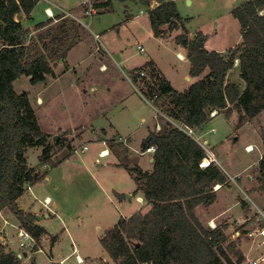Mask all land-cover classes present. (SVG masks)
Returning <instances> with one entry per match:
<instances>
[{
    "label": "rangeland",
    "instance_id": "1",
    "mask_svg": "<svg viewBox=\"0 0 264 264\" xmlns=\"http://www.w3.org/2000/svg\"><path fill=\"white\" fill-rule=\"evenodd\" d=\"M82 1L38 0L32 10V20L25 24L28 27L31 23L47 21L45 7H49L55 14L72 11L84 23L80 24L83 37L91 34L92 41L89 43L92 47L89 45L87 49L93 50L98 45L101 51L95 50L90 61L95 57L96 62L91 65L90 71H84L83 78L76 73L83 71L88 66V61L78 64L75 67L77 72L70 70L56 79L55 76L46 74L44 79L32 82L29 76L21 75L13 81V88L17 93L27 92L41 130L50 134L51 139L58 135L60 141L59 144H54L45 177L32 184V190H26L18 199V204L24 211L30 212L33 209L40 214L44 212L43 215L47 212L49 214L48 218L42 219L47 234L43 235L39 249L33 252L32 248L20 247L15 235L17 229L14 226L18 225L16 220L6 210L0 215V225L7 233L2 244L6 249L22 254L19 257L20 264H113L101 245V237L119 218L128 217L138 209L147 211L149 208L144 199L138 202L136 183L129 170L121 164L133 166L136 164L134 161L138 160L141 167L149 165V154L139 156L137 153L141 151L140 144L133 141L141 131L138 124L144 117V121L151 127L156 122L161 124L163 121L178 125L151 100L156 110L143 100L138 83L130 84L129 71L153 56L161 73L178 90H185V86L189 84L186 77H191L188 60L179 59L176 55L178 50H182V46L174 39L182 32L180 28L169 31L167 25H164V35L155 37L150 27L148 7L143 4L130 0H111L110 9H100L98 13L88 15L83 11H86L87 4ZM91 1L93 4L94 0ZM174 1L189 30V37H193L198 31L207 35L206 49L225 53L240 42V25L231 11L247 0ZM93 33L100 34L101 40L103 33H106L108 42L123 50L127 63L120 61L115 55L119 62L117 65L107 57ZM138 45L144 47L143 52L138 50ZM82 47L71 51L69 63L73 64L85 57L86 49ZM101 62L106 65L105 72L99 71L98 65ZM59 63H63L62 60L54 64L58 71L66 62L61 66ZM206 72L207 70L202 75ZM228 79L231 82L240 80L237 67L228 73ZM90 81L97 84L95 94L88 91ZM37 97L41 99L40 104ZM124 105L136 108L135 114L130 115V118H124L129 109ZM113 107L114 110L119 109V118L127 120L131 129H139L125 147L130 152L129 155L125 151V155L118 152V157L115 154L99 157V150L104 147L109 149V143H102L90 131L101 125L103 117L99 111L106 113L108 120H113L114 115L110 112ZM95 130L100 131V127ZM192 130V135L204 146L206 154L207 151L214 154L217 164L228 176L225 185L215 188L216 184L213 187L216 193L214 202L198 205L195 213L205 227L226 225V244L233 241L236 245V249L229 251V256L237 261L241 255L242 260L237 264H248L249 260L264 252V243L261 242L263 237L257 231L264 223L254 215L256 205L264 207V193L256 189L258 162L264 150V109L255 118L240 125L236 112L228 116L221 111L211 116L201 129ZM83 146L86 148L82 149ZM135 148H138L137 153L132 151ZM41 149V146L27 148L25 159L29 166L41 168ZM116 158L122 166L110 164ZM129 194L132 196L127 198ZM45 195L50 196L53 201L48 210L38 202ZM4 219L11 225H5Z\"/></svg>",
    "mask_w": 264,
    "mask_h": 264
},
{
    "label": "trees",
    "instance_id": "2",
    "mask_svg": "<svg viewBox=\"0 0 264 264\" xmlns=\"http://www.w3.org/2000/svg\"><path fill=\"white\" fill-rule=\"evenodd\" d=\"M37 1L0 0V212L8 211L34 237L33 252L47 231L37 223L36 214L20 208L18 199L47 171L29 166L25 151L41 146L42 165L48 163L54 144L60 141L41 130L27 92L17 93L13 81L21 75L32 82L46 74L55 76L54 64L65 62L70 48L84 38L80 23L64 15L56 22L35 24L32 34L22 21ZM130 1L148 7L154 36L165 33L164 25L169 31L182 30L174 39L186 50L190 76L207 72L180 91L152 61L130 71L141 94L178 125L163 121L159 130H150L142 140V151L155 147L152 169L121 163L136 183L135 193H141L149 208L119 218L105 231L101 245L113 264H237L242 257L233 261L229 256L236 245L233 241L226 244V225L205 227L195 213L198 205L214 202L213 187L225 185L228 176L215 161L200 166L206 151L184 126L201 129L213 112L221 111L228 116L236 112L240 125L264 109V0H247L232 9L241 40L225 53L206 49L207 35L201 31L189 37L174 0H155L158 5L150 9L151 0ZM110 2L94 0L93 6L108 10ZM235 67L242 85L228 79ZM140 70L146 74L139 76ZM258 167L256 189L264 193V150ZM0 264H20L17 253L1 242Z\"/></svg>",
    "mask_w": 264,
    "mask_h": 264
},
{
    "label": "crops",
    "instance_id": "3",
    "mask_svg": "<svg viewBox=\"0 0 264 264\" xmlns=\"http://www.w3.org/2000/svg\"><path fill=\"white\" fill-rule=\"evenodd\" d=\"M164 1H166V0H164ZM134 2V1H133ZM135 3H139V2H136L135 1ZM139 4H141V3H139ZM158 5V2L157 1H155V0H151V4H150V7H149V9L150 8H154L155 6H157ZM83 9H84V7H83ZM45 11H46V13H47V16H48V19H47V21H40V22H48V21H53V22H56L57 21V17L59 16V15H64V16H68V17H71V18H73L74 20H76L77 22H79L81 25H83L84 23H82L81 22V20H80V17H79V15H77V14H75L74 12H72V11H61L59 14H55L49 7H45ZM84 11V14H85V9L83 10ZM96 13H98V10L96 9L94 12H93V14H96ZM93 14H91V15H93ZM135 16H137V15H134V17ZM32 20V12H31V14H30V16L29 17H26V18H24L23 19V21H22V23H23V25L25 26V24H26V22H30ZM40 22H36V23H31L30 25H28V29L31 31V33L33 34L35 31H34V26H35V24H37V23H40ZM52 22V23H53ZM86 28H88L86 25H84ZM26 27V26H25ZM153 34V33H152ZM163 35H164V33H162ZM161 34V35H162ZM96 35H97V37H96ZM100 34H97V33H93V37H94V39L96 40H98V43L99 44H101V47H102V50L105 52V54H106V56L107 57H109L113 62H115L117 65L119 64V62H117V58L115 57V55L120 59V61H122V62H124V63H127V58H125L124 57V52H123V50H121L120 48H116L115 46L113 47V45L111 44V43H109L108 42V40H107V37L105 36L106 35V33H103V35H104V37H103V40H101V35L99 36ZM90 36H91V34L90 35H88L87 37H84L82 40H80L79 42H77L74 46H72L71 48H70V50L68 51V53H67V56H66V58H65V62H66V64L64 65L65 66V68H64V66L62 65L63 63H59L60 65L59 66H61V69L58 71V70H56L57 68H54V72L56 73L55 74V79L57 78V77H60L61 75H63L64 73H66L67 71H70V70H73V71H75V72H77L76 70H75V67L78 65V64H80V63H83V62H85V61H88L89 63H87L88 64V66L87 67H85V69L83 70V71H81L80 73L79 72H77L76 73V75H78L80 78H83V76H84V74H85V70H88V71H90V67H91V65H93V63H95L96 62V59H95V57H94V59L92 60V61H90L91 60V58L93 57V54L95 53V50H97V51H99L100 49H99V47H98V45L97 46H95V49H93V50H88L89 49V45L92 47V44H90L89 42H91L92 40H90ZM155 37H158V36H155ZM95 44V43H94ZM107 45H109V46H107ZM83 46V47H82ZM79 47H82V48H85L86 49V52H85V57H83V58H81L80 60H78V62H74L73 64H71V62L69 63V59H70V53H71V51H73L74 49H76V48H79ZM88 48V49H87ZM182 50H178L177 52H176V55H177V57L179 58V59H183V60H187L186 59V50H185V48L184 47H182L181 48ZM101 51V50H100ZM116 53V54H115ZM105 56V55H104ZM103 56V57H104ZM148 61H152L154 64H155V66L160 70V68H159V66H158V64H157V62H156V60L153 58V56H149V59L148 60H146V61H144L143 63H142V65L144 64V63H146V62H148ZM98 67H99V71L101 72H105L106 70H107V68H106V65L104 64V62H101L99 65H98ZM120 67V66H119ZM59 68V67H58ZM129 68V67H128ZM63 70V71H62ZM132 70V69H131ZM130 70V71H131ZM60 71H62L61 73H60V75H59V72ZM129 71V72H130ZM130 77V78H129ZM199 77V78H198ZM198 77H186V80L189 82V84L188 85H186L185 86V88L187 89L190 85H191V83L194 81H197L198 79H200V78H202L203 77V75L202 76H198ZM198 78V79H197ZM128 79H129V81H130V84H133L132 82V79H131V76H128ZM169 82H170V84L175 88V89H177L172 83H171V81L169 80ZM89 83V86H91L90 88H89V92L90 93H92V94H95V92L97 91V84L96 83H94V82H92V81H90V82H88ZM237 83H239V84H241L242 82H241V80H239ZM242 85V84H241ZM184 88V89H185ZM178 90V89H177ZM84 91V93L86 92L85 91V89L83 90ZM140 95H141V97L143 98V100L145 101V102H147L148 104H150L151 106H153L152 105V103L151 102H149L141 93H139ZM37 102L40 104L41 103V99H40V97H37ZM125 107H128L129 108V105H124ZM154 107V106H153ZM154 109H155V107H154ZM156 110V109H155ZM118 111H119V109H116V110H114V107L112 108V110H110V112L114 115V117H113V120H108V118L106 117V113L104 114L102 111H99V113L102 115V117H103V119H101V121L102 122H100L101 123V125L99 126L100 127V131H97V130H95V129H98L99 127H97V128H93V130L91 129V133L90 134H92L93 136H95L99 141H101L102 143H105L106 141L110 144V143H112V147L111 146H109V149H108V147H104V148H101L100 150H99V152L101 151V150H104L105 151V155L104 156H99V152H98V156L99 157H105V156H109V155H114L115 157H118L117 155H119V153L118 152H123V155H125V147H127V143H130V141H131V139H133V137H135L136 136V134H137V132H135V131H137L138 129H139V127H137L136 129H131V126H130V124L128 123V121L127 120H125L124 118H130V115H134L135 114V112H136V108L135 107H132V108H129L128 110H127V112L124 114V115H126V117H124L123 119H120L119 117L121 116L120 114H118ZM95 113V112H94ZM92 114L93 116L95 115V114ZM234 113V112H233ZM155 117H157L156 115H155ZM142 122H140L139 124H138V126L140 125V128H141V131L138 133V137H136L133 141H138V143L139 144H141V142H142V140L147 136V134H148V132L150 131V130H153V131H157V130H159L160 129V122H156V124H155V126L154 127H151L150 125H148L147 124V122H145L144 120V117H142ZM145 122V123H144ZM157 126H159V128H157ZM66 130H69V129H66ZM50 135V134H49ZM119 138H121V140H119ZM138 139V140H137ZM132 141V142H133ZM140 148V147H139ZM118 150H122V151H118ZM133 152H135V153H137V151H138V148H135V150H132ZM127 152V151H126ZM210 152V151H209ZM211 153V152H210ZM127 154L129 155L130 154V152H127ZM137 154H139V156H141V155H143V154H149V159H148V162H149V165H148V167L147 166H145V167H141L139 164H138V160L137 161H134V159H133V161L134 162H136V165H138L142 170H150V169H152V163H153V158H152V155H153V153L151 152V151H148V152H146L145 150L144 151H140L139 153H137ZM213 156L215 157V155L213 154ZM133 157L134 158H136L137 156H135V155H133ZM118 158H116L115 159V161L114 160H112L111 162H110V164H112V165H116V166H119L120 164H119V162H118V160H117ZM137 159V158H136ZM215 162L216 163H218V161H217V158L215 157ZM120 166H122V165H120ZM220 166V165H219ZM221 167V166H220ZM230 177V176H229ZM133 178V177H132ZM47 180H48V177L46 178ZM41 181V180H40ZM39 182V181H38ZM135 183V182H134ZM134 187H135V185H134ZM32 190V186L30 185V190H27V191H31ZM253 193V192H252ZM129 196H132V194H129ZM129 196H127V198H129ZM44 197H48L49 199H50V203L48 204V209H51L50 208V204H52V199L50 198V196H48V195H45ZM136 198H137V200H138V202H142V200H143V198L141 197V195L139 194V193H137V196H136ZM37 198H35V200H36ZM257 206V205H256ZM259 207V206H258ZM46 209H47V207H46ZM47 209V210H48ZM40 211V210H39ZM2 212H5L4 210L3 211H1L0 212V215H2L1 213ZM30 212H32V213H34V214H36L37 216H39V217H41V219H37V223L39 224V225H41V226H43L44 228H45V225H43L42 224V219L43 218H48L49 217V214H48V212H47V214H45V215H43L42 213H44V212H42L41 214L38 212V211H36V210H33V209H31L30 210ZM129 215V214H128ZM3 217V216H2ZM4 218V217H3ZM18 224V223H17ZM0 227H3V226H1L0 225ZM46 229V228H45ZM11 250H13V249H11ZM16 252V251H15ZM261 254V253H260ZM259 254V255H260ZM17 256L18 257H21L22 256V254L21 253H17ZM80 258V257H79Z\"/></svg>",
    "mask_w": 264,
    "mask_h": 264
},
{
    "label": "built area",
    "instance_id": "4",
    "mask_svg": "<svg viewBox=\"0 0 264 264\" xmlns=\"http://www.w3.org/2000/svg\"><path fill=\"white\" fill-rule=\"evenodd\" d=\"M82 3L87 4L86 5L87 6L86 11H85L86 14L91 15L95 11V8L93 7L91 0H83ZM96 37H97V35H96ZM137 48L140 52L144 51V47L142 45H138ZM145 74H146L145 70L139 71V76H144ZM148 101L150 102V100H148ZM214 114H215V112L212 113V115H214ZM157 128H159V126H157ZM184 129L189 134L193 133V130L187 126H184ZM211 130L213 131V129H211ZM119 140H121V138H119ZM85 148H86V146H83L82 149H85ZM203 148H204V146H203ZM145 151L146 152L151 151L153 153L155 151V147L154 146L147 147ZM105 154L106 153L104 150H101L99 152V156H104ZM215 160L216 159L213 156V154L210 153L209 151H207L206 157H204L203 160L200 162V166L204 167L207 164H209L211 161H215ZM48 167H49L48 163H44L41 166V168H43V170L41 168H39V170L41 172H43ZM27 190H30V185L27 186ZM36 201H38V199H36ZM38 202H40L44 207L48 208V204L50 203V199L48 197H44V199L42 201H38ZM254 215H255L257 220H260L264 223V207L256 206ZM3 221H4L5 225H11L6 219H4ZM14 227L17 229L15 235H16V238L18 241V245L20 247H22L23 249L33 248V246L35 245L34 237L26 229L20 227L19 225H15ZM213 227H214V225H213ZM257 231H258L259 235H261L263 237L261 242L264 243V224L261 227H259L257 229ZM6 237H7V233L5 232L4 227H0V242L2 243L6 239ZM77 258H78V260H81L79 258V256H77ZM248 264H264V252H262L258 257L254 258L252 260H249Z\"/></svg>",
    "mask_w": 264,
    "mask_h": 264
},
{
    "label": "water",
    "instance_id": "5",
    "mask_svg": "<svg viewBox=\"0 0 264 264\" xmlns=\"http://www.w3.org/2000/svg\"><path fill=\"white\" fill-rule=\"evenodd\" d=\"M20 18H22V16H20ZM60 62H61V60H60ZM57 137H58V135H54L52 138H53V140H55V139H57ZM127 196H129V195H127ZM36 219H41V217L36 215ZM138 244L139 243L135 242V246H138Z\"/></svg>",
    "mask_w": 264,
    "mask_h": 264
},
{
    "label": "bare ground",
    "instance_id": "6",
    "mask_svg": "<svg viewBox=\"0 0 264 264\" xmlns=\"http://www.w3.org/2000/svg\"><path fill=\"white\" fill-rule=\"evenodd\" d=\"M248 149H250V146H247ZM219 185L216 186V188H218Z\"/></svg>",
    "mask_w": 264,
    "mask_h": 264
}]
</instances>
